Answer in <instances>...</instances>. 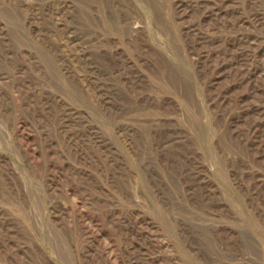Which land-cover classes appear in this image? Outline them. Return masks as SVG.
<instances>
[{
	"label": "rangeland",
	"instance_id": "rangeland-1",
	"mask_svg": "<svg viewBox=\"0 0 264 264\" xmlns=\"http://www.w3.org/2000/svg\"><path fill=\"white\" fill-rule=\"evenodd\" d=\"M0 264H264V0H0Z\"/></svg>",
	"mask_w": 264,
	"mask_h": 264
},
{
	"label": "bare ground",
	"instance_id": "bare-ground-1",
	"mask_svg": "<svg viewBox=\"0 0 264 264\" xmlns=\"http://www.w3.org/2000/svg\"><path fill=\"white\" fill-rule=\"evenodd\" d=\"M88 62V61H87ZM93 62V61H92ZM91 64V63H90ZM97 72V71H96ZM92 73V72H91Z\"/></svg>",
	"mask_w": 264,
	"mask_h": 264
}]
</instances>
